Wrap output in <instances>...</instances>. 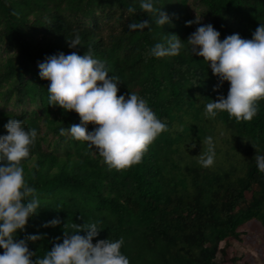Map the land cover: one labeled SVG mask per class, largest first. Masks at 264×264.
<instances>
[{
  "label": "trees",
  "instance_id": "trees-1",
  "mask_svg": "<svg viewBox=\"0 0 264 264\" xmlns=\"http://www.w3.org/2000/svg\"><path fill=\"white\" fill-rule=\"evenodd\" d=\"M194 1L205 16L199 24L212 23L222 40L237 32L254 38L264 23V0ZM190 2L158 0L157 8L164 7L172 21L159 25L157 13L144 11L140 0H0V39L17 48L0 60V86L9 85L0 88V99L16 92L20 103L41 109H0V135L7 134L4 125L11 117L39 131L24 168L41 208L17 236L43 234L28 241L37 256L62 243L65 231H78L74 224L92 222L102 228L93 242L123 237L122 251L131 264H219L218 253L226 255L232 241L240 240L241 227L252 223L264 251V172L255 160L258 150L264 154V99L250 121L226 110L215 118L205 115L208 102L227 95L230 81L216 88L220 79L209 62L192 53L187 40L199 25L186 23L197 18ZM145 19L152 21L150 28L129 29ZM77 30L82 45L71 48ZM170 34L184 40L180 54L149 55ZM88 50L107 61L110 76H119L118 95L137 92L168 125L131 167L110 168L88 141L61 134L60 128L81 123L80 114L48 103L51 81L40 76L39 62L60 51L84 55ZM96 126L90 122L89 131ZM49 133L57 136L54 149L43 147ZM209 136L216 158L204 167L199 155L207 151ZM55 217L62 219L60 225L44 226Z\"/></svg>",
  "mask_w": 264,
  "mask_h": 264
},
{
  "label": "clouds",
  "instance_id": "clouds-1",
  "mask_svg": "<svg viewBox=\"0 0 264 264\" xmlns=\"http://www.w3.org/2000/svg\"><path fill=\"white\" fill-rule=\"evenodd\" d=\"M158 0H140L141 8L157 13L155 22L159 25L171 23V17L163 8H157ZM131 12L136 9L131 7ZM200 17L188 20L198 23L187 42L192 53L205 57L214 74L224 81H230L227 95L211 100L206 105L205 115L215 118L220 111H227L237 120H252L259 112V101L264 99V23L254 32V38H244L240 33L228 35L223 40L221 32L212 23L199 24ZM152 21H134L128 25L131 30L150 28ZM71 48L82 45L77 30L69 39ZM184 40L177 34H170L165 42L156 43L149 55L156 57L179 55ZM40 76L50 79L48 103L75 110L80 114L81 123L59 129L61 134L70 133L77 140L88 141L103 157L110 168L124 169L142 161L145 152L156 138L167 130L150 107L147 99L131 91L118 95L119 76L109 75L107 61L96 57L91 50L84 55L78 51L52 54L39 62ZM97 126L89 131V123ZM7 134L0 135V264H131L130 258L122 251L125 241L99 239L97 223L74 224L78 231H65L63 242H57L43 257L30 250L28 241L41 239L43 234H29L17 239L29 218L41 208L37 189L25 177L24 163L31 157L39 131L25 127V121L11 117L4 125ZM207 140V151L199 155V163L210 167L215 163L216 149L213 137ZM257 166L264 172V154L259 150L255 156ZM62 223L60 217L45 222V227ZM65 229L67 225H64ZM87 229L81 234L80 229ZM59 241V238H57ZM36 259H33V257Z\"/></svg>",
  "mask_w": 264,
  "mask_h": 264
},
{
  "label": "rangeland",
  "instance_id": "rangeland-1",
  "mask_svg": "<svg viewBox=\"0 0 264 264\" xmlns=\"http://www.w3.org/2000/svg\"><path fill=\"white\" fill-rule=\"evenodd\" d=\"M191 12L194 16H199L200 19L204 20L205 16L202 12V8L196 4L194 0H191ZM17 52L16 47H10L8 44L2 42L0 39V60L6 59V57L13 55ZM1 89H9L8 84H2ZM10 97L9 100L0 99V109H5L8 111H13L15 113H20L22 111H30L32 109H37L41 113V109L38 108L37 104L25 102L20 103L15 94ZM45 129V127H43ZM47 138L43 142V147L46 149L56 148L57 136L49 133L46 135ZM228 136V133L225 134ZM58 151H61L60 149ZM255 223L242 226L243 233L241 234L240 240H233L232 245L226 249V255H222L221 252L218 253V263L219 264H264V251L259 247L260 234L257 231ZM260 228V227H259ZM259 233V234H258ZM259 241V242H256ZM224 242H221L222 247Z\"/></svg>",
  "mask_w": 264,
  "mask_h": 264
}]
</instances>
